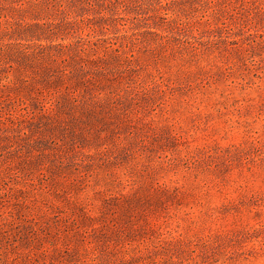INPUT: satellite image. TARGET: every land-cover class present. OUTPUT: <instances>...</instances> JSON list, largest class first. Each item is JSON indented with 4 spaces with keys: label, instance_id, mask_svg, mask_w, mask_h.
Masks as SVG:
<instances>
[{
    "label": "rangeland",
    "instance_id": "374dc122",
    "mask_svg": "<svg viewBox=\"0 0 264 264\" xmlns=\"http://www.w3.org/2000/svg\"><path fill=\"white\" fill-rule=\"evenodd\" d=\"M0 264H264V0H0Z\"/></svg>",
    "mask_w": 264,
    "mask_h": 264
}]
</instances>
